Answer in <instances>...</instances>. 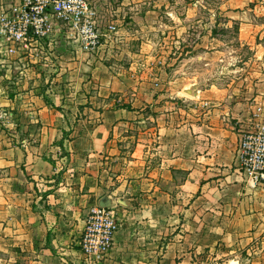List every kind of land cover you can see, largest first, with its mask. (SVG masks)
<instances>
[{
  "label": "crops",
  "instance_id": "0c3cea01",
  "mask_svg": "<svg viewBox=\"0 0 264 264\" xmlns=\"http://www.w3.org/2000/svg\"><path fill=\"white\" fill-rule=\"evenodd\" d=\"M112 46L64 51L56 69L37 65L45 78L26 68L12 81L0 264H264V182L239 162L261 101L215 86L190 96L154 67L119 71ZM104 197L118 229L96 263L81 241Z\"/></svg>",
  "mask_w": 264,
  "mask_h": 264
},
{
  "label": "rangeland",
  "instance_id": "374dc122",
  "mask_svg": "<svg viewBox=\"0 0 264 264\" xmlns=\"http://www.w3.org/2000/svg\"><path fill=\"white\" fill-rule=\"evenodd\" d=\"M91 2L103 33L107 25L114 26L99 45H113L108 62L112 67L122 71L133 64L142 73L154 67L157 76L166 70L163 79L190 89V96L215 86L241 99H258L257 111L264 118V0ZM15 3L0 0V7ZM59 29L55 42L47 44L37 59L30 57L37 50L20 58L7 55L0 47V110L7 109L3 100L14 93L12 81L23 78L24 69H37L46 62L56 69L59 54L79 48L78 36L74 38L62 23ZM39 71L45 78L44 69Z\"/></svg>",
  "mask_w": 264,
  "mask_h": 264
},
{
  "label": "built area",
  "instance_id": "2783aa9c",
  "mask_svg": "<svg viewBox=\"0 0 264 264\" xmlns=\"http://www.w3.org/2000/svg\"><path fill=\"white\" fill-rule=\"evenodd\" d=\"M0 7V47L7 55L31 58L44 53L58 36L60 23L78 36L80 49L99 47L101 40L114 29L107 25L103 33L97 23V11L91 0H17ZM75 42V41H74ZM47 59V58H46ZM48 60V59H47ZM241 169L257 182H264V124L243 133L239 143ZM118 223L114 213L99 204L88 215L82 234V251L96 263L102 262L114 245Z\"/></svg>",
  "mask_w": 264,
  "mask_h": 264
},
{
  "label": "water",
  "instance_id": "95a60500",
  "mask_svg": "<svg viewBox=\"0 0 264 264\" xmlns=\"http://www.w3.org/2000/svg\"><path fill=\"white\" fill-rule=\"evenodd\" d=\"M100 206L103 208H108L111 206V201L109 199V197H104L101 202H100Z\"/></svg>",
  "mask_w": 264,
  "mask_h": 264
}]
</instances>
